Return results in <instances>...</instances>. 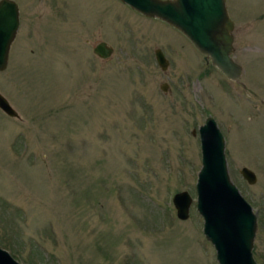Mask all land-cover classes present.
Returning <instances> with one entry per match:
<instances>
[{
  "label": "rangeland",
  "instance_id": "1",
  "mask_svg": "<svg viewBox=\"0 0 264 264\" xmlns=\"http://www.w3.org/2000/svg\"><path fill=\"white\" fill-rule=\"evenodd\" d=\"M15 1L0 71L18 114L0 110V247L21 264H218L194 189L197 127L211 116L264 264V0H225L237 83L209 65L202 73L183 35L119 0ZM98 41L112 48L106 60L92 53ZM183 190L191 203L180 220L171 196Z\"/></svg>",
  "mask_w": 264,
  "mask_h": 264
},
{
  "label": "water",
  "instance_id": "2",
  "mask_svg": "<svg viewBox=\"0 0 264 264\" xmlns=\"http://www.w3.org/2000/svg\"><path fill=\"white\" fill-rule=\"evenodd\" d=\"M134 11L156 17L177 29L192 46L227 79L237 81L241 66L232 58V22L224 0H119ZM18 27L17 6L12 0H0V71L7 64L9 46ZM92 52L108 58L112 48L97 42ZM157 65L164 69L167 61L161 50H154ZM165 90L166 84L161 83ZM0 110L10 117L17 112L0 94ZM194 133V130L192 131ZM200 167L196 173L195 209L202 219V234L215 254L218 264H256L251 254L256 217L251 206L231 181L224 156V138L216 122L206 116L197 127ZM248 184L256 180L247 167L239 169ZM178 219L187 218L191 197L183 190L171 196ZM0 264H21L0 247Z\"/></svg>",
  "mask_w": 264,
  "mask_h": 264
},
{
  "label": "flooded vegetation",
  "instance_id": "3",
  "mask_svg": "<svg viewBox=\"0 0 264 264\" xmlns=\"http://www.w3.org/2000/svg\"><path fill=\"white\" fill-rule=\"evenodd\" d=\"M12 1H14L15 2V4H16V6H17V12H18V25H19V7H18V4H17V2L15 1V0H12ZM122 3V2H121ZM122 4H124V3H122ZM224 4H225V8H226V2H225V0H224ZM124 5H126V4H124ZM127 6V5H126ZM128 7V6H127ZM132 10V9H131ZM226 11H227V8H226ZM136 12V11H135ZM227 14H228V12H227ZM141 15V14H140ZM144 16V15H143ZM145 17H147V16H145ZM228 17H229V19L231 20V22H232V30H231V35H232V47H233V29H234V19H233V17H231L229 14H228ZM149 18H154V19H158V18H156V17H149ZM158 20H160V19H158ZM161 22H164V21H162V20H160ZM164 23H166V22H164ZM167 24V23H166ZM167 25H169V24H167ZM170 27H172L173 29H175L173 26H171V25H169ZM17 29H18V27H17ZM176 31H178L177 29H175ZM179 32V31H178ZM180 33V32H179ZM181 34V33H180ZM182 35V34H181ZM13 41V40H12ZM98 42H100V41H98ZM12 43V42H11ZM11 43H10V45H11ZM96 44V43H95ZM94 44V45H95ZM9 49H10V46H9ZM155 50V49H154ZM161 50V49H160ZM162 52V51H161ZM93 53V52H92ZM235 53V49H234V47H233V52H232V55ZM94 54V53H93ZM153 54H154V51H153ZM162 54H163V52H162ZM95 55V54H94ZM163 56H164V54H163ZM110 57V56H109ZM108 57V58H109ZM165 57V56H164ZM201 57H202V60H203V63H204V68H203V71H202V73H205V70H206V68L205 67H207L208 65L209 66H211V67H213L214 69H216L209 61H206L205 60V58L203 57V55H201ZM99 58V57H98ZM108 58H105V60L106 59H108ZM233 58V57H232ZM100 59H102V58H100ZM165 59H166V57H165ZM104 60V59H103ZM234 60V59H233ZM154 61H155V57H154ZM166 61H167V65H166V67L168 66V60L166 59ZM235 61V60H234ZM236 62V61H235ZM155 63H156V61H155ZM238 63V62H237ZM239 64V63H238ZM156 65H157V63H156ZM240 65V64H239ZM158 66V65H157ZM241 66V65H240ZM159 67V66H158ZM165 67V68H166ZM160 68V67H159ZM165 68L164 69H161L162 71H165ZM241 69H242V67H241ZM223 77H225L218 69H216ZM242 72V71H241ZM226 78V77H225ZM240 78V77H239ZM227 79V78H226ZM229 80V79H228ZM239 80V79H238ZM238 80L237 81H232V80H229V81H231V82H233V83H237L238 82ZM7 100V99H6Z\"/></svg>",
  "mask_w": 264,
  "mask_h": 264
}]
</instances>
